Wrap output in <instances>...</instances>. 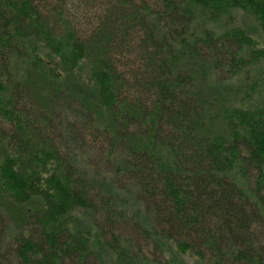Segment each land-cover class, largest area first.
Returning a JSON list of instances; mask_svg holds the SVG:
<instances>
[{
	"label": "trees",
	"instance_id": "16d2710c",
	"mask_svg": "<svg viewBox=\"0 0 264 264\" xmlns=\"http://www.w3.org/2000/svg\"><path fill=\"white\" fill-rule=\"evenodd\" d=\"M234 8L264 34V0H0V264H264V48Z\"/></svg>",
	"mask_w": 264,
	"mask_h": 264
},
{
	"label": "rangeland",
	"instance_id": "374dc122",
	"mask_svg": "<svg viewBox=\"0 0 264 264\" xmlns=\"http://www.w3.org/2000/svg\"><path fill=\"white\" fill-rule=\"evenodd\" d=\"M232 15H233V21L235 23V25L239 26L238 28L245 30V33L248 34V36L252 39V41L254 42V44H256L258 47L257 48H264V34L260 31V29L257 27V29H254L252 26V21L248 18L247 15L244 14L243 10H240L238 8H234L232 9ZM243 25H242V23ZM257 25V24H256ZM255 25V26H256ZM256 28V27H255ZM42 45H44L43 41L41 43ZM256 45H254V47H256ZM47 48V47H46ZM41 51L45 52L46 49L41 48ZM59 55V58L57 59V61L59 63H62V61H60L59 59L62 58L59 51L58 50H51V56L57 58ZM52 60V57H51ZM51 67L54 70H58L60 69V67H56L53 66V63L51 62ZM103 220V221H102ZM105 219L102 217L101 218V224L103 226V231L105 232L106 236L109 238L110 237V231L112 232H118L119 229L123 228L122 224H120L119 219L118 221L113 220L115 224H111V222L105 221ZM126 230V229H124ZM120 231V230H119ZM126 232V231H125ZM137 242L135 241V243L138 245V248H140L142 251H144V253H147L149 256H154L155 258H157V260H162V256L160 255L161 253L159 252V250H157V248H155L154 244L152 243V241L150 240H146L143 236H139L138 239H136ZM176 252V251H174ZM174 254V253H172ZM171 256V254H167L166 257ZM165 259V258H164ZM196 258L195 256L191 255V254H174L173 259H172V264H196Z\"/></svg>",
	"mask_w": 264,
	"mask_h": 264
}]
</instances>
